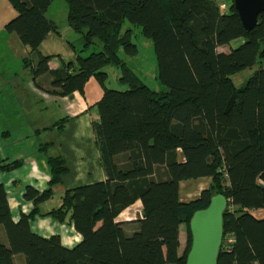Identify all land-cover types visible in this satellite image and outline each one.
<instances>
[{
  "label": "trees",
  "instance_id": "16d2710c",
  "mask_svg": "<svg viewBox=\"0 0 264 264\" xmlns=\"http://www.w3.org/2000/svg\"><path fill=\"white\" fill-rule=\"evenodd\" d=\"M8 1L16 16L6 30L28 51L23 66L36 87L70 98L85 95L91 78L102 88L91 126L105 178L67 189L42 213L41 204L70 170L58 145L49 153L54 142H42L50 179L42 189L25 186L30 212L15 220L0 182V264H16L18 255L24 264H186L190 219L217 194L228 201L218 264H264V217L255 214L264 210V11L248 31L234 0L224 7L219 0H65L68 26L80 44L70 42L76 59L58 56L52 68L40 45L51 31L61 33L47 15L54 0ZM125 21L152 39L164 89L151 88L128 65L138 47ZM113 69L121 71V88L108 86ZM247 69L252 74L236 85L232 77ZM70 119L51 120L45 129L61 132ZM7 161L0 155L1 171L22 165L21 159ZM205 177L210 186L181 201L180 183ZM137 201L142 215L120 220ZM39 215L68 220L81 240L70 247L59 234L35 232ZM182 224L187 238L181 252Z\"/></svg>",
  "mask_w": 264,
  "mask_h": 264
},
{
  "label": "crops",
  "instance_id": "0c3cea01",
  "mask_svg": "<svg viewBox=\"0 0 264 264\" xmlns=\"http://www.w3.org/2000/svg\"><path fill=\"white\" fill-rule=\"evenodd\" d=\"M51 7V6H50ZM16 16L15 9L11 6L8 0H0V105H8L11 101H16L17 98L23 96V81H22V62L23 58L28 55V51L22 46L20 43L18 36L15 33H9L6 30L7 23ZM68 26V23L67 25ZM60 28V26H59ZM68 28H70L68 26ZM61 32V31H60ZM71 36L76 37V34L73 31H70ZM62 34L51 31L46 39L40 45V51L44 55H49L52 57L50 61V66L52 68H56L59 66L60 58H64L65 60L76 59V52L71 46L70 42L72 40L61 38ZM65 39L66 41H64ZM237 75V74H236ZM235 75L232 77L233 79ZM33 82V80H32ZM34 83V82H33ZM35 85V84H34ZM36 86V85H35ZM38 91H40L39 95L46 98L48 102V106L53 107L54 109H58L59 107H64L65 115L70 114L71 119L68 122V126L70 127V133L66 137H63V140L58 144L59 149L62 150L61 153H64V156L68 155L67 161L69 165V172L64 175L63 181L61 184L54 186V193L58 188L60 191L57 195H55L51 200L47 201L50 205L47 206L46 202L41 204L40 210L42 213L49 212L53 207L59 204L60 195L65 192L71 185H73L75 180H81L83 178L90 179V181L103 180L105 178V174L102 170L99 161V152L95 144L94 134L92 137L93 145H88L84 139H82V131L83 128H88L91 124V119L97 117L91 116L93 114V109L95 108L94 104L100 99L102 96V88L98 84V82L91 78L87 83L85 88V95L80 94L79 92H75L73 97L70 98L68 96L60 97L54 96L40 90L36 87ZM50 95L53 96V100L49 99ZM59 98L58 99H56ZM88 100L93 101V107L88 106ZM59 101V103H57ZM72 101V102H71ZM79 106V109L76 112H71L70 110L76 109ZM13 112L8 113L7 111L4 113L5 119L3 118L2 126H5V130L9 131L12 127L17 128L19 126V121L13 115ZM1 115V109H0ZM7 116V117H6ZM64 116V115H63ZM2 119V115H1ZM53 121V119H51ZM51 120L49 122H51ZM49 122H45L40 127L42 131L49 130L51 133L53 131L51 129H45L49 125ZM80 128L81 134L78 133ZM93 132V130H92ZM12 135V134H11ZM10 135V137H11ZM40 136V134H39ZM0 150V155L2 157H6L7 153L2 152ZM82 152V153H81ZM20 153V151H16V154ZM52 153V151L50 152ZM17 156V155H16ZM44 156V155H42ZM17 158V157H16ZM14 160L12 158H8V161ZM31 163L28 168V173L26 175V179L29 184H34L38 188H45L50 179L49 168L47 165V158H31L29 159ZM21 167V166H20ZM18 169L12 170V172L19 171ZM21 171V170H20ZM25 173V171H23ZM9 172H4L0 170V179H4L9 175ZM202 180H206V184L201 187H195L193 184L189 186V189L196 188L198 192L196 193L193 199H196L199 193L209 186V178H200L196 179L195 182H201ZM188 181H182L180 183V199L183 202H188L192 200V196H186L183 194L182 186L184 183ZM208 182V183H207ZM4 183L7 194L8 201L10 204L11 212L13 218L17 220L21 214V212H30L33 208V203L24 198V189L25 186L20 182H18L13 177L7 179V183ZM91 183V182H90ZM189 198V199H188ZM47 206V207H44ZM143 205L141 201L135 202L133 205L124 210L120 215L119 219L122 221H130L135 220L136 218L142 215ZM133 211V212H132ZM264 214V210H259ZM130 214V220H126L127 218L122 219V216L125 214ZM128 214V215H129ZM264 217V215L262 216ZM33 229L41 235L49 236L52 234H59L61 236L62 242L66 246H74L77 242L81 240V235L76 231L74 226L69 223V221L60 222L55 219L51 215H39L32 221ZM183 225L180 227V251L182 250V246L184 247L185 242V233L183 235ZM23 255L15 256L16 264H24Z\"/></svg>",
  "mask_w": 264,
  "mask_h": 264
},
{
  "label": "rangeland",
  "instance_id": "374dc122",
  "mask_svg": "<svg viewBox=\"0 0 264 264\" xmlns=\"http://www.w3.org/2000/svg\"><path fill=\"white\" fill-rule=\"evenodd\" d=\"M220 3H223L222 6H226L225 2L227 0H219ZM12 6V5H11ZM13 7V6H12ZM47 15L53 18L57 24L60 26V31L62 36L65 39L74 40L76 44H80V35L78 32H75L72 28H68L67 25V16H68V6L65 0H54L51 7L49 8ZM70 27V26H69ZM131 28L133 31L132 34V41L136 43L138 47V53L136 56L131 57L127 60L128 65L140 76V78L151 88L154 89H164L163 85L157 80V62H156V56L154 52V46L153 41L151 38H148L144 36L141 32V29L137 26H134L128 21L124 22V29ZM68 29L70 31H73L76 33V37L71 36L70 32H68ZM61 36V38H63ZM63 39L64 41H66ZM242 39H237L235 42H233V46H236ZM120 53L122 56H124V52L121 50ZM22 68L23 73L22 74V81H23V96L17 98V100L11 101L8 105H0L1 109V115H2V122L3 118L5 119L4 113L7 111L8 113L13 112L10 114L13 115L17 120L19 121V126L17 128L11 127L10 134L11 137L5 138L2 136V132L5 130V126H2V122L0 124V150L2 149V152H6L8 158L12 159H21L22 165L19 168V171L12 172L10 171L9 175H7L6 178L0 179V182L7 183V179L10 177H13L16 179L19 183L21 182L23 186H26L28 183L26 179V175L28 173V168L30 167L31 163L29 162V159L35 157V158H44L42 156L43 151H40L42 142H54V146L49 145L48 152L51 151L56 152L57 145L63 140V137H66L68 133H70V127L68 124L66 125V128L59 132L57 130H52L53 133L49 130L42 131L40 136L38 137L35 134V129L39 128L43 123L49 122L51 119L56 120L57 118L62 117L65 115L64 107L62 104V107H59L57 110L53 107H49L47 104L46 98L39 95L40 91L36 89V86L32 82L33 77L30 72L29 68H25L23 66L22 62ZM120 70H112L110 73V78L108 80V86L115 87V88H121L122 85L118 81V77L120 75ZM253 69H247L243 72L235 75V79L233 81L236 85H242L245 83L246 79L252 74ZM53 100V96L50 95V98ZM56 99L59 100V98L56 97ZM60 101V100H59ZM59 101L57 103H59ZM72 102V101H71ZM88 106L91 108L93 107V101L88 100L86 101ZM79 109V106L76 109L70 110L71 112H76V110ZM93 114L91 116H95L96 108L93 109ZM97 114V113H96ZM70 116V114H68ZM7 117V116H6ZM92 121V119H91ZM50 123V122H49ZM77 130L78 133L81 134L82 131V139L88 144L93 145L92 137V126L89 125L88 128H83L80 131V128ZM61 150V149H60ZM16 151H20V153L16 154ZM82 153V152H81ZM17 155V156H16ZM3 156V155H2ZM17 157V158H16ZM68 158V155H66ZM8 162V161H7ZM18 169V168H17ZM21 170V171H20ZM25 171V173H23ZM209 186L211 183V178H209ZM76 183L71 185L72 187L82 185V184H88L90 182V179L83 178L81 180H75ZM208 183V182H207ZM193 184V186L201 187L206 184V180H202L201 182H195V180H189L187 183H184L182 186L183 194H186V196H192V200L198 192V189L193 188L189 189V186ZM70 188V187H69ZM60 191V188L56 190L54 193V196L57 195ZM64 193V192H63ZM62 193V194H63ZM61 194V195H62ZM200 194V193H199ZM198 194V195H199ZM60 195V196H61ZM189 199V198H188ZM191 201V200H190ZM189 202V201H188ZM46 205L49 206L50 204L46 202ZM44 206V207H47ZM42 207V206H41ZM133 212V211H132ZM129 214V213H128ZM125 214L122 216V219L129 217L130 214ZM255 214L257 217L261 218L264 214L261 211H256ZM130 220V219H126ZM183 229V235L185 231V226L182 224ZM36 232V231H35ZM38 233V232H37ZM186 236L183 242H186ZM185 247V246H184ZM184 247L182 246V250H184ZM181 250V252H182Z\"/></svg>",
  "mask_w": 264,
  "mask_h": 264
},
{
  "label": "water",
  "instance_id": "95a60500",
  "mask_svg": "<svg viewBox=\"0 0 264 264\" xmlns=\"http://www.w3.org/2000/svg\"><path fill=\"white\" fill-rule=\"evenodd\" d=\"M234 6L248 31L259 24V14L264 11V0H234ZM227 205V198L217 194L211 198L207 207L193 213L189 222L192 243L186 264H218Z\"/></svg>",
  "mask_w": 264,
  "mask_h": 264
},
{
  "label": "built area",
  "instance_id": "2783aa9c",
  "mask_svg": "<svg viewBox=\"0 0 264 264\" xmlns=\"http://www.w3.org/2000/svg\"><path fill=\"white\" fill-rule=\"evenodd\" d=\"M127 219H130L131 217L129 216V217H126ZM255 264H258V263H255Z\"/></svg>",
  "mask_w": 264,
  "mask_h": 264
}]
</instances>
